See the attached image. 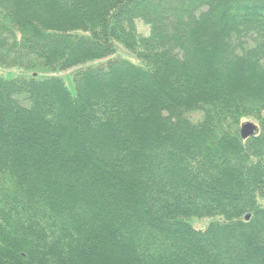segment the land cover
<instances>
[{
  "label": "trees",
  "instance_id": "obj_1",
  "mask_svg": "<svg viewBox=\"0 0 264 264\" xmlns=\"http://www.w3.org/2000/svg\"><path fill=\"white\" fill-rule=\"evenodd\" d=\"M96 60L0 75V264H264V0H0V65Z\"/></svg>",
  "mask_w": 264,
  "mask_h": 264
},
{
  "label": "rangeland",
  "instance_id": "obj_2",
  "mask_svg": "<svg viewBox=\"0 0 264 264\" xmlns=\"http://www.w3.org/2000/svg\"><path fill=\"white\" fill-rule=\"evenodd\" d=\"M137 26L139 27V30L143 33L147 32V27L143 26L141 24V22H137ZM115 56L116 57H122V58H127L132 60L133 62H136V59L134 57V55L128 51L126 48H124L121 44H117V48H116V52H115ZM102 60H96V61H89L86 62L85 64L76 66L74 68L68 69V70H64V71H48V70H42L41 68H37L36 71H32V69L27 70L25 68L22 67H17V66H4V65H0V75L6 78H11V77H15L18 75H30V74H35V73H39L42 76H47V75H56L61 77L65 83L67 84V86L69 87V89L71 90V92H74V86H73V74L76 70L86 67V66H93L95 64H98L99 62H101ZM245 121H251L253 122L255 125H257V121L255 119L252 118H246L243 119V122ZM259 202L264 206V200L259 199ZM221 218L220 217H213V218H191L190 219V223L195 227V228H201L204 227L206 224H208L210 221H219Z\"/></svg>",
  "mask_w": 264,
  "mask_h": 264
},
{
  "label": "water",
  "instance_id": "obj_3",
  "mask_svg": "<svg viewBox=\"0 0 264 264\" xmlns=\"http://www.w3.org/2000/svg\"><path fill=\"white\" fill-rule=\"evenodd\" d=\"M257 126L251 121H245L241 124L240 127V135L243 139L247 138L248 136L254 134ZM249 215H246L245 218H248Z\"/></svg>",
  "mask_w": 264,
  "mask_h": 264
}]
</instances>
